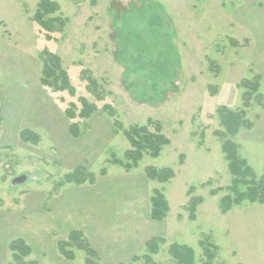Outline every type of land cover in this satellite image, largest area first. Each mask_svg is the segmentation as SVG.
I'll list each match as a JSON object with an SVG mask.
<instances>
[{
	"label": "rangeland",
	"instance_id": "obj_1",
	"mask_svg": "<svg viewBox=\"0 0 264 264\" xmlns=\"http://www.w3.org/2000/svg\"><path fill=\"white\" fill-rule=\"evenodd\" d=\"M41 1L0 0V241L37 232L30 243L34 257L27 260L84 264V251L73 250L76 258L68 261L56 242L72 231L86 235L84 222L90 221L93 202L104 195L93 193L88 183L63 182L78 167L97 179L105 168L108 178L99 180L96 190L108 187L106 200L113 204L146 202L155 189H163L168 217L146 230L166 240L153 256L155 263L174 264L168 249L179 244L194 249L196 264L207 260L204 246L213 254L211 264H264V205L245 202L223 213L219 203L227 192L211 194L233 180L217 136L224 131L223 107L246 111L252 127L231 139L256 178L264 177V106L252 96L245 107L243 97L244 81L256 78L264 94V0H48L59 6L53 17L63 27L57 25L56 31L37 22ZM153 34L158 41L149 40L143 49L140 40ZM45 50L60 59L75 95L41 85ZM88 76L98 95L88 91ZM80 97L98 110L87 120H69L65 112L74 105L79 113ZM148 121L153 122L150 131L161 124L170 145L158 158L145 155L131 171L114 165L113 159H123L131 149L124 130ZM76 122L82 132L78 139L69 134ZM22 130L35 131L40 143L21 142ZM147 167H170L175 177L159 184L147 178ZM17 177L26 181L13 185ZM191 198L203 199L194 221L189 219ZM46 205L64 220L60 231L52 230L57 239L51 243L44 238L46 224L36 221ZM25 214L27 220H20ZM112 220L108 234L125 237L109 240L113 248L136 238L124 218ZM136 249L137 256L146 252ZM2 256L0 242V264H6ZM9 261L15 264L12 257Z\"/></svg>",
	"mask_w": 264,
	"mask_h": 264
},
{
	"label": "trees",
	"instance_id": "obj_2",
	"mask_svg": "<svg viewBox=\"0 0 264 264\" xmlns=\"http://www.w3.org/2000/svg\"><path fill=\"white\" fill-rule=\"evenodd\" d=\"M59 11L57 3L43 0L38 4L36 12L37 22L46 30L56 31V26L63 27V22L58 17H53ZM137 31L134 32V37L138 36ZM137 38V37H136ZM156 35H152L147 39L143 37L144 48L149 47L148 41L155 43L158 41ZM148 44V45H147ZM152 44V43H150ZM236 45V43L234 42ZM154 47L156 45L152 44ZM44 59L40 77V83L45 88H52L55 92H63L69 90L71 95H75V88L69 85L68 77L65 70L60 66V59L53 53L44 51ZM87 73V72H85ZM88 85L87 89L90 93L97 94L96 82L87 77ZM61 83V85L59 84ZM243 87L246 89L244 93L245 107L248 106L249 99L254 96L256 101L264 106V94H260L259 90V78L254 81H244ZM82 109L79 113L76 112V106L67 109L65 112L66 117L69 120H87L97 112L96 104L90 103L86 98L80 97L79 99ZM221 126L224 128L223 132H218L217 136L222 139V152L228 162V167L231 176L233 177L231 186L224 190H213L211 194L216 196L220 191L227 192V195L220 199L219 208L223 213L231 210L233 206H240L245 202L259 203L264 205V177L259 180L253 169L248 165L247 161L241 158L238 154V146L232 141V137L236 136L241 128H251V123L246 120V111L243 109L232 111L226 107H223L219 111ZM116 126L122 129L121 124ZM153 124L152 121L144 126L133 125L128 130H124V135L128 140L131 149L124 153L123 159H113L112 163L116 166L125 168L127 171H131L137 168L145 155L152 158H158L164 147L170 145V140L163 134L162 126L160 123H155L154 131H150L149 126ZM69 134L74 139L80 138L81 125L79 122L73 123L69 126ZM20 140L23 143H30L38 145L40 143V136L32 130H22L19 134ZM203 145V143H201ZM146 176L149 180L155 181L159 184H167L171 179L175 177V172L170 167L154 168L147 167L145 169ZM107 170L104 168L101 170L100 175L106 176ZM95 184L96 176L87 171L84 167H78L70 174H67L64 178L63 184ZM243 188V190H241ZM192 190L188 192L190 196ZM203 202L202 198H191L188 211L190 213V221L196 220L197 207ZM170 212L169 202L163 192V189H155L151 197V219L155 222L164 221ZM166 243L165 238L158 237L152 238L146 243V252L142 256H136L131 262L143 261L144 264H157L153 260V256L158 255L161 250V245ZM204 246V245H203ZM57 248L60 254L68 261L75 260V253L73 250H81L86 253L84 264H99V255L97 251L92 247L86 235L81 231H72L69 234L67 240L59 241ZM205 255L207 260L204 264H211L213 254L209 249L204 246ZM10 251L12 259L15 264H38L37 261L27 260L32 254L30 246L22 239H16L10 244ZM168 253L171 256L174 264H196V255L193 248L187 245L172 244ZM131 264V263H122Z\"/></svg>",
	"mask_w": 264,
	"mask_h": 264
},
{
	"label": "crops",
	"instance_id": "obj_3",
	"mask_svg": "<svg viewBox=\"0 0 264 264\" xmlns=\"http://www.w3.org/2000/svg\"><path fill=\"white\" fill-rule=\"evenodd\" d=\"M106 178H108V175L101 176L99 179H97L96 177L95 184L91 185L88 183L90 186H93L94 188V190L92 191L93 193H96V195L103 194L104 196L103 198H100V197L96 198V201L93 202L94 211L90 215V217L87 218L90 221L84 222L86 223V227H85L86 232H87L86 237L88 238L90 244L97 251L99 255V259H100L99 264H102L104 262H109L110 264H122L127 261H132V259L137 256L136 254H134L135 252L134 249L138 248L136 249V253H137L138 252L137 250L141 248H145L146 243L152 238H155V236L153 235L151 236V234H146L147 228L150 230L153 224V220L151 219V198H149L150 197L149 196L146 202H138V201L133 202L129 200L127 201V203L113 204L110 201L106 200L107 199L106 196L108 194V187L101 186L100 189L96 190V188L98 187L99 180H105ZM121 183H123V181H121ZM54 208L53 207L50 208L47 205L43 206L42 211L40 212V216L38 217V219H36V221L41 226L46 224L47 230L45 231L46 232L48 231V232L46 234V237L44 235V238H45V241L47 240L50 243L51 241H54L55 239H57V236L54 235V232L52 230L60 231L62 224H64L63 223L64 220L61 221V218L58 216V212H56ZM115 208H121V209L123 208V209L121 212L119 211L113 212V209ZM27 217L28 215L25 214L21 216L20 220L26 221ZM114 217L124 218V224L128 227H131L129 230V234H132V235L136 234L135 239L130 240L128 238L127 243L125 241L124 245L120 247L119 249L113 248L109 240H111L112 242L120 240L119 242H121V240L124 239L125 237L120 234H118V236L112 237L108 234L106 230V227H108L109 225H112V221H113L112 219ZM18 239L24 240L30 246V248L32 249V254L30 255V257L31 256L34 257V249L30 245V243L32 244L31 240L32 241L37 240V232L27 233L26 236H23L21 238L19 237ZM14 240L16 239L8 238L7 240L4 239L0 241V242H3L2 258L8 259L7 262H4L6 264L7 263L9 264L10 262L9 260L12 257V254L10 251V244ZM105 256H107L108 258L107 260H104ZM127 257L131 259L129 258L126 259Z\"/></svg>",
	"mask_w": 264,
	"mask_h": 264
},
{
	"label": "water",
	"instance_id": "obj_4",
	"mask_svg": "<svg viewBox=\"0 0 264 264\" xmlns=\"http://www.w3.org/2000/svg\"><path fill=\"white\" fill-rule=\"evenodd\" d=\"M26 181V178L25 177H17L16 179H14L13 181V185H19V184H22Z\"/></svg>",
	"mask_w": 264,
	"mask_h": 264
}]
</instances>
